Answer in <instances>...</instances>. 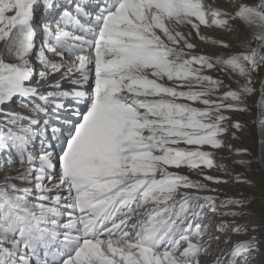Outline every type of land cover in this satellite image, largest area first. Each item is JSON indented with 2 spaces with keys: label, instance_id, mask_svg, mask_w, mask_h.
Returning a JSON list of instances; mask_svg holds the SVG:
<instances>
[{
  "label": "snow or ice",
  "instance_id": "snow-or-ice-1",
  "mask_svg": "<svg viewBox=\"0 0 264 264\" xmlns=\"http://www.w3.org/2000/svg\"><path fill=\"white\" fill-rule=\"evenodd\" d=\"M236 21L242 51L201 34ZM0 42V264H264V211L238 223L248 201L169 171L228 183L204 148L241 128L225 113L264 69V0H0Z\"/></svg>",
  "mask_w": 264,
  "mask_h": 264
},
{
  "label": "rangeland",
  "instance_id": "rangeland-1",
  "mask_svg": "<svg viewBox=\"0 0 264 264\" xmlns=\"http://www.w3.org/2000/svg\"><path fill=\"white\" fill-rule=\"evenodd\" d=\"M203 2L206 5H209L213 8H220L223 11H234V5L242 2V0H203ZM248 2H251V0H248ZM39 22L40 21L38 20L37 23ZM234 28L235 31L227 32L222 29H210L201 25V34L206 35L210 38H222L224 41L232 45L231 48L232 52H239L243 50L242 44L246 43L248 40H251L253 30L250 29L248 26L244 25L240 21H236L234 23ZM183 30L187 31V29H183ZM38 41H40L39 36L37 37V42ZM192 42L197 44L196 51L198 53L202 52L203 54H210L213 52L220 53L223 51V49H221L218 46H214L208 42L200 41L198 37H196L194 31H193ZM3 50H4V45L2 42H0V54H4L5 58L7 59V56ZM50 54L51 53H48V55ZM210 75L223 79L225 83H230L228 77L222 73L213 71L210 73ZM56 79H59V76H57ZM261 82H264V69H262L259 72V74H254L253 87L256 89V91L251 96L245 98L244 107H246L247 110L243 112L225 113V115H229L232 117V122L238 121L241 124L240 129H236L234 127L229 126L228 132L224 134L222 137H220V139L224 141L226 146L222 149H209L207 147L204 148V150L206 151H213L215 153L214 162L217 165L223 166V167H215L212 169H205V172L208 175L214 177H221L227 180L228 181L227 184L208 183L209 181L203 180L202 176L197 175L195 171L189 170L187 167H181L180 169L169 168V171H178L180 172V174L188 175L189 178L194 181L199 180L201 182L207 183L210 188H218L222 192L218 191L217 194L216 192L196 193L194 189H181V191H187L192 194H199L202 196L216 194L215 196H218L219 199L223 200V198L226 199V194L228 193V191L233 190L232 189L233 185H236L234 186V189L236 187L235 189L236 191L235 190L232 191L234 192V194L237 193L238 191L240 192L243 189L242 193L240 192L236 194L238 196L240 194H241L240 196H247V194L249 195V193H253L256 196L264 197V123H262V121H264V103H262L264 97H262L260 91ZM66 86L67 85H65V87ZM231 87L236 88V84L232 83ZM194 106L203 107L202 105H194ZM11 110L18 112L27 111L26 109H23L15 104L12 105ZM227 145H231V150H229ZM181 147H185V146L181 145ZM238 149L239 150L246 149L247 152L245 153L241 151L238 154L237 153ZM58 150H59V146H57V151ZM236 158L239 159V161H245L246 163L236 164L235 163V161H237ZM248 159H252V161ZM249 161L250 163H247ZM16 167L19 169L20 167L19 164H17ZM6 171L7 169L0 170V179L3 178ZM237 176H240L241 179L251 181V184L238 183L236 181ZM17 183L20 184V182ZM240 184L241 186L237 187ZM242 185L244 186V188ZM20 186L23 187L24 185L21 184ZM251 206L252 208L253 207L255 208V206L257 205H250V208ZM214 219H218V217ZM236 237L239 236L234 235L233 239H236ZM221 247L226 248V247H230V245L228 246L221 245ZM201 259L204 260L206 258L202 257Z\"/></svg>",
  "mask_w": 264,
  "mask_h": 264
},
{
  "label": "bare ground",
  "instance_id": "bare-ground-1",
  "mask_svg": "<svg viewBox=\"0 0 264 264\" xmlns=\"http://www.w3.org/2000/svg\"><path fill=\"white\" fill-rule=\"evenodd\" d=\"M39 42L40 41H38L37 43L39 44ZM49 57L51 58V59H56V57L54 56V54H50L49 55ZM236 157V156H235ZM249 157H250V155H249ZM234 159V158H233ZM237 159V158H236ZM248 160H250V161H252V159H248ZM237 161H239V159H237ZM237 161H235V163L237 164L238 162ZM252 163V162H251ZM254 164V163H253ZM234 165V164H233ZM253 167V166H252ZM218 175V174H217ZM208 183H213V182H211V181H209ZM233 185V184H232ZM234 186H236V185H233V190H235L236 189V187H235V189H234ZM239 186H241V184L240 185H238L237 187H239ZM243 186V185H242ZM229 187V186H228ZM242 188V187H241ZM243 188H244V186H243ZM230 189H231V187H230ZM246 189V188H245ZM227 190V189H226ZM232 190V191H233ZM239 190V189H238ZM241 190V189H240ZM243 190V189H242ZM242 190L240 191L241 193H242ZM220 191V190H219ZM225 191V190H224ZM232 191H228V193L226 194V198H234V199H244V200H246V201H248L249 202V204H248V207H247V209H245V211H248L249 213H250V216L249 217H243V218H240L239 220H238V223H241V224H259L260 222H261V213H262V211H264V197H259V196H256L255 194H253V193H249V195L247 194V196H238V195H236L237 193H240L239 191L237 192V193H235L234 194V192H232ZM236 191V190H235ZM220 192H222V191H220ZM211 193V192H210ZM226 193V192H225ZM216 194H217V192H216ZM215 194V195H216ZM244 194V193H243ZM212 195V194H211ZM214 195V194H213ZM214 195V196H215ZM224 195V194H223ZM224 199V198H223ZM259 204H258V203ZM250 205H257V206H255V208L253 207L252 208V206H251V208H250ZM244 237L241 235V236H239V237H236V239H243ZM225 248V247H224ZM262 255H264V250H262V253L261 254H257L256 255V257H255V259L257 260V261H259L260 259H261V256ZM209 259V258H208ZM208 259L206 258V259H204V261H205V264H208Z\"/></svg>",
  "mask_w": 264,
  "mask_h": 264
}]
</instances>
